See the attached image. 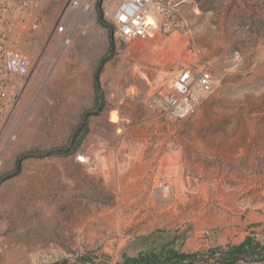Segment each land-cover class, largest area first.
Returning <instances> with one entry per match:
<instances>
[{"label":"rangeland","instance_id":"obj_1","mask_svg":"<svg viewBox=\"0 0 264 264\" xmlns=\"http://www.w3.org/2000/svg\"><path fill=\"white\" fill-rule=\"evenodd\" d=\"M68 1L37 0L28 76L0 60V264H127L138 242L216 264L239 245L220 237L264 214V0H184L180 29L130 42L116 0H95L63 51ZM200 66L217 86L194 115L150 107Z\"/></svg>","mask_w":264,"mask_h":264},{"label":"built area","instance_id":"obj_2","mask_svg":"<svg viewBox=\"0 0 264 264\" xmlns=\"http://www.w3.org/2000/svg\"><path fill=\"white\" fill-rule=\"evenodd\" d=\"M95 0H69L55 22V33L61 36L58 46L65 51L72 44L77 26L91 10ZM183 0H116L112 14L116 34L124 41L151 39L158 33L180 29V5ZM37 0H0V60L6 72L16 77L31 73L33 60L18 49L26 30H35L40 14ZM217 80L210 66L182 69L168 90L150 97V107L166 118L179 121L194 115L203 100L216 88ZM77 161L85 163L84 153ZM159 188L167 192L162 182Z\"/></svg>","mask_w":264,"mask_h":264},{"label":"trees","instance_id":"obj_3","mask_svg":"<svg viewBox=\"0 0 264 264\" xmlns=\"http://www.w3.org/2000/svg\"><path fill=\"white\" fill-rule=\"evenodd\" d=\"M100 90L101 86L97 81L96 92L98 96ZM197 256H199V253L196 252H175L173 255L170 254L168 258H166L167 260L164 259V262L162 260L163 258H161L157 252H149L141 253L138 257L130 259V262H127V264H157L160 260L163 261V264H167L166 261H169V264H177V262L181 261H195ZM210 256L215 258L216 264H238L242 260L264 261V246L259 242H254V239L249 236L246 241L235 246L232 250H221L219 256L215 254H211ZM206 259H208V257Z\"/></svg>","mask_w":264,"mask_h":264},{"label":"crops","instance_id":"obj_4","mask_svg":"<svg viewBox=\"0 0 264 264\" xmlns=\"http://www.w3.org/2000/svg\"><path fill=\"white\" fill-rule=\"evenodd\" d=\"M240 230H241L240 233L234 232L233 234H231V232H229V234H227V236H225L223 239L220 237L219 239L220 243L227 244L232 242V243L241 244L242 242L245 241V239L248 236H252L255 234V238L258 239L262 244H264V214L248 215L247 220L241 224ZM189 248H192L194 250V248L191 246ZM146 252H156V251L154 250L153 245L151 243L146 244V243L138 242L136 244H132L128 248V251L126 252V256L138 257L141 253H146ZM195 264H203V263H195ZM238 264H264V261L257 262L252 260H246V261L242 260Z\"/></svg>","mask_w":264,"mask_h":264}]
</instances>
